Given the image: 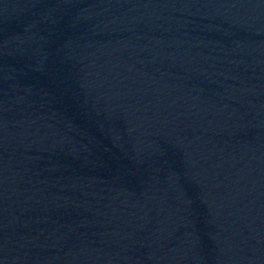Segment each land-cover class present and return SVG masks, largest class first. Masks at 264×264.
<instances>
[{
    "label": "water",
    "instance_id": "obj_1",
    "mask_svg": "<svg viewBox=\"0 0 264 264\" xmlns=\"http://www.w3.org/2000/svg\"><path fill=\"white\" fill-rule=\"evenodd\" d=\"M0 264H264V0H0Z\"/></svg>",
    "mask_w": 264,
    "mask_h": 264
}]
</instances>
